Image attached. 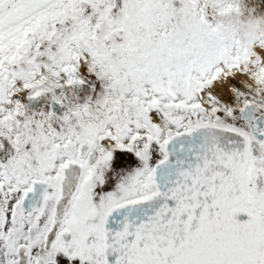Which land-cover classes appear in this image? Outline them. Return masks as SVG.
Masks as SVG:
<instances>
[{"label": "snow or ice", "instance_id": "6c2138e0", "mask_svg": "<svg viewBox=\"0 0 264 264\" xmlns=\"http://www.w3.org/2000/svg\"><path fill=\"white\" fill-rule=\"evenodd\" d=\"M0 264H264V0H0Z\"/></svg>", "mask_w": 264, "mask_h": 264}]
</instances>
